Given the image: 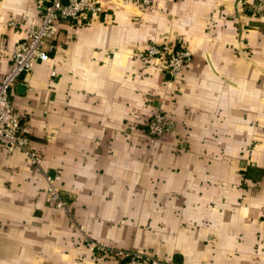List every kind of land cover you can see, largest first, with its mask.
Returning <instances> with one entry per match:
<instances>
[{"label": "crops", "instance_id": "1", "mask_svg": "<svg viewBox=\"0 0 264 264\" xmlns=\"http://www.w3.org/2000/svg\"><path fill=\"white\" fill-rule=\"evenodd\" d=\"M256 2L103 0L91 21L59 22L49 59L11 93L43 164L0 144V264H121L117 248L177 264H264ZM46 3L0 0V78ZM165 42L192 54L176 77L145 53ZM159 111L173 127L153 141ZM46 175L59 176L66 209L49 203Z\"/></svg>", "mask_w": 264, "mask_h": 264}, {"label": "built area", "instance_id": "2", "mask_svg": "<svg viewBox=\"0 0 264 264\" xmlns=\"http://www.w3.org/2000/svg\"><path fill=\"white\" fill-rule=\"evenodd\" d=\"M125 4L135 3L142 9L151 8L154 0H119ZM254 10L264 18V0H257ZM44 16L40 26L32 28L26 41L20 43L13 54L9 73L0 78V144L9 151H20L26 155L35 168L41 169L43 160L33 149L30 129L23 116L16 110L11 93L23 75L33 72L36 65L49 59L48 49L56 48L59 22H88L94 15L104 12L103 0H47L43 7ZM149 58L160 60L163 68L176 77L192 60V54L186 48L173 49L168 42L150 45L146 50ZM173 121L164 112H155L148 123V134L153 141L162 139L172 131ZM48 200L59 209H66L61 190L58 187L59 176L46 175ZM93 249L106 250L90 242ZM108 251V250H106ZM121 264H177L160 260L152 254L139 251H121Z\"/></svg>", "mask_w": 264, "mask_h": 264}, {"label": "rangeland", "instance_id": "3", "mask_svg": "<svg viewBox=\"0 0 264 264\" xmlns=\"http://www.w3.org/2000/svg\"><path fill=\"white\" fill-rule=\"evenodd\" d=\"M153 116V115H152ZM151 116V117H152ZM149 123V122H148ZM69 205H70V203H69ZM68 205V206H69ZM121 251H139V252H143V251H140V250H125V249H116V250H112V253L115 255V256H117L118 258L120 257L119 256V253L121 252ZM144 253H147V252H144ZM150 254V253H149ZM161 260V259H160ZM164 261V260H163Z\"/></svg>", "mask_w": 264, "mask_h": 264}, {"label": "water", "instance_id": "4", "mask_svg": "<svg viewBox=\"0 0 264 264\" xmlns=\"http://www.w3.org/2000/svg\"><path fill=\"white\" fill-rule=\"evenodd\" d=\"M24 76L25 75H23L20 80H24ZM19 90L22 91V92L25 91L24 86H19Z\"/></svg>", "mask_w": 264, "mask_h": 264}, {"label": "trees", "instance_id": "5", "mask_svg": "<svg viewBox=\"0 0 264 264\" xmlns=\"http://www.w3.org/2000/svg\"><path fill=\"white\" fill-rule=\"evenodd\" d=\"M121 262H123V261H121Z\"/></svg>", "mask_w": 264, "mask_h": 264}]
</instances>
